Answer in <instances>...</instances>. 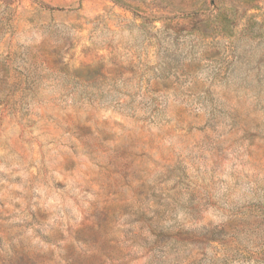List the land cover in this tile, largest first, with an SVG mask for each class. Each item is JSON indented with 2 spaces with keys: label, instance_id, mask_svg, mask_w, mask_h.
I'll use <instances>...</instances> for the list:
<instances>
[{
  "label": "rangeland",
  "instance_id": "rangeland-1",
  "mask_svg": "<svg viewBox=\"0 0 264 264\" xmlns=\"http://www.w3.org/2000/svg\"><path fill=\"white\" fill-rule=\"evenodd\" d=\"M0 264H264V0H0Z\"/></svg>",
  "mask_w": 264,
  "mask_h": 264
}]
</instances>
